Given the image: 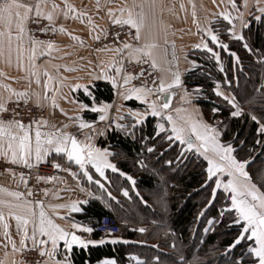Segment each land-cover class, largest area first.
<instances>
[{
    "label": "snow or ice",
    "instance_id": "6c2138e0",
    "mask_svg": "<svg viewBox=\"0 0 264 264\" xmlns=\"http://www.w3.org/2000/svg\"><path fill=\"white\" fill-rule=\"evenodd\" d=\"M108 2L110 3L111 0H108ZM49 3L50 8L48 7ZM221 3L224 4L225 10L214 14L212 20L209 21V23H217L219 27L217 29H213L212 27L201 29L203 36L200 42L192 47L206 51L216 60L217 64H220L221 52L216 49H221L222 51L228 52L233 65L240 64V56L237 52L230 49L229 43L224 42L221 36L227 34L230 40L242 42V47L247 52L253 53L254 49L248 42V38L235 27L236 20L240 21L241 29L249 28V23L245 20L243 13L239 11L236 0H221ZM256 3L259 5L260 0H256ZM229 7L232 11L237 12V15L233 16L232 11L227 10ZM244 7H248L247 0H244ZM96 8H101L99 2H97ZM158 8L161 12L164 11L161 0H133L130 6L121 7L118 10L107 7L106 12L111 25L119 26L122 30L127 26L128 39L122 41L119 45L112 47L104 45L102 48L96 50L98 52L110 51L113 55L108 63L92 79L110 81L112 87L118 90L117 94L123 100L127 101L135 98V100L146 105L143 111L129 110V115L134 119L130 130L132 134H134L136 126L140 125L149 115L159 117L160 120L167 122L169 127L166 128L165 123H161L158 120L155 124L154 132L155 139L161 141L159 145L162 149L159 153L161 159L168 151L172 150L175 142L179 143L181 151L175 156L164 160V164L168 165L169 168L172 166L173 159L179 164L184 160L187 153L191 151H195L200 157H203V161H206L205 185L211 187L212 199L207 200L205 207L200 210L199 216L202 217L207 208L213 206L217 190L222 188L225 193L229 194L230 205L222 207V210L219 212V220L209 218L207 223L209 225L222 223L227 216L229 220L227 226L229 228L233 224L240 225L238 235L232 243L226 246V251H234L244 239L254 241V246L249 243L247 247L249 256L255 258L250 264H264V191H261L257 183L253 182V178L248 170L250 165L255 162V157H251V152L256 150L255 146L260 145L261 151H264V115H257L254 111L248 113L250 119L257 125L255 133L258 138L254 137V144L246 156L243 152L248 143L247 140H239L238 144L235 143V137L232 138L231 142L223 140L222 131L218 127L220 123H223L222 121H217V124H210L202 119V115L199 113L192 115L187 112L186 108H177L174 110L171 108L173 96L175 95L174 89L183 87L181 73L173 65V62L177 60L175 45L174 43L172 45V61L168 62V67L162 68L152 57V49L156 47L155 43L140 44L141 32L145 27V22L151 18L152 22L155 23ZM181 8H183V5H181ZM21 9H23V12L20 11ZM256 11L260 14L256 15L255 19L264 22V6L257 7ZM57 12H62L65 18L71 16L73 19L89 25V32L94 41H100L109 34L108 29L100 28L99 25L93 23L87 11L77 10L68 0H64L63 8L56 4L54 0H33L32 3H22L20 0H0V25H2L0 27V59L6 57L7 62L10 64L13 53H15L17 66L21 71L27 73L25 79L31 81L34 78L37 84L40 83V74L37 70L38 57L50 55L58 49L53 40H42L33 35L28 25L30 23L39 25L46 21L47 23L38 29L41 33H65L66 29L63 26L56 27L55 15ZM193 15H195L194 12ZM221 19L226 23L221 24ZM221 29L223 30L221 31ZM132 30L135 31L133 32ZM68 34L73 41L81 45L83 44V41L79 37L71 35V33ZM113 36L114 39L118 40L120 32H114ZM165 43H168V41L165 40ZM64 54L68 55L69 53ZM255 54L257 56V65L264 69V49H261ZM185 58L187 59V56ZM132 61L140 64H148L149 76H152L154 72H160L161 75L153 79L151 86L147 84L146 77L144 83L140 86L126 87L133 80L144 76L146 71L141 67L140 72L135 75L126 73L124 71L125 63H131ZM189 63L191 69L198 67L195 60ZM111 69H114V75H109V70ZM191 69L188 70L190 71ZM66 70L74 71L75 69L66 68ZM220 70L224 71L222 66ZM44 75L47 76V79L44 81V99H50L51 106L54 108L58 107L55 96L49 98L47 95L49 84L53 81L54 77L47 72ZM157 80L159 81L158 84L156 83ZM226 82L229 85L231 84V81ZM2 87L9 92V96L7 99L0 97V114L6 115L9 112L6 105L13 98L17 102L23 100L25 105L31 99L27 90L16 91L6 84L2 85ZM82 87L84 86L77 84L73 90ZM84 91L85 94L91 95L86 87H84ZM213 91L217 97H222L230 106L231 117L238 118L244 114L236 94H225L224 91L220 90L219 85ZM256 91L260 92L259 97L249 95L245 101L250 108L257 103L264 105V84ZM198 92L199 89L193 90V94ZM188 96L189 93L185 88L181 96V102L184 104L190 103L187 99ZM36 104L40 106L38 96ZM80 107L81 109H85L88 108V105L81 104ZM109 107L111 105L105 104L98 108L93 104L91 111H99L102 113L99 116V120L104 121L107 119L106 111ZM219 110L216 107L211 109L212 113H216ZM11 111L13 115L10 118L5 119L3 116H0V161L32 170L40 165L42 161H45L50 153H55L60 157L61 161L66 162L67 167L62 168L61 163L52 159L51 163L53 168L62 171H71V166L75 165L78 167L79 173L83 178L89 183L97 184L100 188H104L100 178L105 177V169H111L113 172L120 171L109 160V156L113 155V153L107 148L101 149L96 147L92 142L91 134L81 141L77 135L63 130L69 127L68 124H64L58 128L54 124L49 125L48 120L45 118H32L26 124L22 118H18L20 114L16 108L11 109ZM172 111H175L177 115L174 116ZM119 119H125V117L121 116ZM113 123L122 132L127 128L125 124L117 123L116 121H113ZM46 127L48 130H45ZM91 127V124L83 119H79V130ZM141 139L151 138L142 137ZM165 144L167 147H165ZM157 147L154 143L152 146L147 147L146 150L148 153L153 154L156 152ZM137 162L141 163L142 168L146 167L142 162ZM89 165L91 168L88 167ZM92 169L95 170V174H98L99 178L94 179ZM7 170L13 171L11 168ZM72 174L73 176L76 175V173ZM13 175H16L14 171ZM120 175L126 176L127 180L135 186L136 181L132 176L124 172H120ZM221 176H226V180H221ZM36 179L37 182L41 180L49 182L57 180L58 177L37 175ZM213 180L214 186L208 185V182ZM19 182L23 183L27 188L28 176L24 172L19 173ZM161 182L166 184L167 180L162 176ZM261 187H264V185H261ZM0 191L7 190L0 189ZM43 191L47 195L48 190L44 189ZM8 195L14 197L16 202L12 203L7 200H0V229H2L4 247L7 248L10 245L13 252L26 250L28 248V242L30 241L31 250L38 252L40 257L46 258L43 260V264H70L67 256L62 260L57 259V250L60 246V241H63V248L68 252H71L74 245L86 248L90 244L105 243L104 239H82L74 231L82 230L91 233L93 231L91 227H83L79 223L72 222L70 229H65L59 224L54 223L53 219L46 213L42 201H35V207H33L34 202L32 200L21 199L24 196L23 192H8ZM27 195H32L31 189H28ZM123 195L127 197L129 195L128 190H123ZM109 196L112 197L111 192H109ZM112 199H115V197H112ZM87 202L85 200L82 203L86 204ZM143 202L147 206V201ZM80 203L73 201L68 204L50 205V207L67 208L71 212H81L82 208L78 206ZM5 207L8 209L7 215L15 220V227L19 236L18 245L9 232V224L4 212ZM64 218L67 219L66 216ZM30 225L31 229L29 228ZM134 230L140 233L147 231L144 227ZM110 242L112 244L132 243V241L121 238H113ZM150 247L155 248L159 247V245H151ZM172 247L175 248L176 245L173 244ZM177 257L179 264H182L185 259L184 256L177 253ZM130 258L135 259L136 264H161L159 256L154 257L151 261L141 260L136 256ZM0 264H3V262L0 261ZM36 264H41V262L37 261ZM101 264H117V260L109 258L103 260ZM173 264H178L177 260H174ZM233 264H246V262L241 258H236Z\"/></svg>",
    "mask_w": 264,
    "mask_h": 264
},
{
    "label": "trees",
    "instance_id": "16d2710c",
    "mask_svg": "<svg viewBox=\"0 0 264 264\" xmlns=\"http://www.w3.org/2000/svg\"><path fill=\"white\" fill-rule=\"evenodd\" d=\"M248 23L249 28L242 29V33L253 47V53L247 52L242 47V42L230 40L227 34L221 36L224 42L229 43L230 49L240 56V64L233 65L228 52L221 49H216L221 52L220 64H217L206 51H196L193 54L198 67L188 71L183 77L184 87L191 94L192 101L200 108L206 121L210 124L223 122L218 125L223 140L231 142L235 137L236 144L239 140H247L243 152L246 156L254 144V137H257L255 133L257 125L250 119L248 113L254 111L257 115H264V105L257 103L250 108L245 102L249 95L259 97L260 92L256 90L264 84V69L257 65L255 54L264 49V22L251 17ZM221 24L224 22L221 21ZM198 55L206 57L200 58ZM221 66L224 71L220 70ZM226 81H231V84ZM217 85L228 94H236L244 113L241 117L230 116V106L213 91ZM87 89L91 95L79 91L77 98L90 108L93 104H111L114 99V89L109 83L96 82ZM194 89H199V92L193 94ZM125 105L134 110L143 107L134 101H128ZM213 107L220 110L212 113ZM83 116L94 120L97 114L85 111ZM117 123L127 125L125 131L117 129L115 124L109 126L105 136L99 138L97 144L113 151L112 158L121 170L137 174L139 182H136V192L139 195L133 193L128 199L121 198L119 208L112 212L105 210L100 203L90 201L85 206L84 213L75 216V219L93 226L100 216L112 215L122 222L120 225L122 229L120 228L119 232L112 236H103L93 231L94 236L127 239L132 243L108 242L101 246L74 250L71 254L72 263L94 264L102 259L114 258L120 264H128L130 261L125 257L132 255L148 261L159 256L161 264H173L174 260L179 264L177 257L179 253L185 258L182 264H233L236 258H241L246 264H250L255 258L249 256L247 247L249 243L254 246L253 241L244 239L234 251H226V246L238 235L240 225L233 224L229 228L227 216L222 223L212 225L207 223L209 218L219 220L222 207L229 204L221 189L217 190L213 206L207 208L202 217L199 216L207 200L212 199L211 187L205 185L206 162L187 153L179 164L173 159L169 168L164 164V160L175 156L181 149L175 142L172 150L162 159L160 158L161 141L155 139L154 117L145 118L136 126L134 134L130 131L134 123L133 119H117ZM142 137L151 139L142 140ZM154 143L158 146L157 150L150 154L146 148ZM255 149L251 152L255 162L248 170L253 182L264 191V187H261L264 185V151H261L260 145H256ZM140 159H143L142 163L146 167L138 166L140 163L137 164V161ZM162 176L167 180L166 184L161 182ZM208 185L214 186V180L209 181ZM119 194L120 191L116 188V197L119 198ZM143 201H147V206ZM140 227L146 228L147 231L140 233L134 230ZM173 244L176 245L175 248L172 247ZM151 245H159V247H150Z\"/></svg>",
    "mask_w": 264,
    "mask_h": 264
},
{
    "label": "crops",
    "instance_id": "0c3cea01",
    "mask_svg": "<svg viewBox=\"0 0 264 264\" xmlns=\"http://www.w3.org/2000/svg\"><path fill=\"white\" fill-rule=\"evenodd\" d=\"M20 2L32 3L33 0H20ZM54 2L60 5L61 8H63L64 0H54ZM68 2L77 10L87 11L91 16L94 24L99 25L100 28L107 29L108 27L113 26L111 25L107 16V7L118 10L121 7L130 6L133 3V0H111L110 3L108 2V0H68ZM97 2H99V4L101 5L100 9L96 8ZM161 2L164 11L161 12L159 8L157 9L155 23L152 22L151 18L146 20L145 27L141 32L140 44L155 43L156 47L152 49V57L156 60L158 65H160L162 68H165L169 66L168 62L172 61V45L174 43L177 60L173 62V65L180 71L181 81L183 85V77L189 71L188 69H191V65L189 62L195 60L193 53L196 51H204L202 49H194L192 46L200 42L201 37L203 36V32L201 31V29L211 27V23H209L210 20L208 21L210 15H208L205 11L213 10L219 12L225 10V6L221 3V0H161ZM236 4L238 9L239 5L244 8V0H241V3L240 0H236ZM247 4L250 5L251 8L259 7L256 2L255 4H253L252 0H247ZM181 5H183V8H181ZM259 5L264 6V0H260ZM211 6L213 7V9ZM48 7L50 8V3ZM227 10L232 11L230 7ZM20 11L23 12V9H21ZM165 12H168V14L166 13L165 15V18L167 19L163 21ZM182 12L204 13L198 14L199 17L197 22L195 18L196 14L188 15V21H186V24L181 25L180 23H176V20L178 18L182 20L184 16L181 15ZM191 17L193 18L194 22L193 20H191ZM55 22L57 28L63 26L66 29V32L62 34H56L55 45L58 50L53 51L50 55L38 57L37 70L40 74V83L37 84L34 78L31 81L25 79L27 73L19 69V67L17 66L15 53H13L12 61L10 64L7 62L6 57L4 59H0V73H2L0 74V97L7 99L9 96V92L6 91L4 87H2V85L5 84L9 85L16 91L27 90L31 97L27 104L37 106L36 99L38 96L40 106L37 107L46 110V112L48 113L47 120L49 122V125L54 124L56 127L60 128L62 125L68 124L69 127L63 130L77 135L78 139H80L81 141H83L86 136L91 134L92 142L96 147L101 149L107 148L111 153H113L110 148L106 146L101 147L97 144L98 139L104 137L106 131L109 128V126L106 124V120H99V116L102 113H100L99 111L92 112L90 107L81 109L80 105L84 103L79 101L77 98V93L79 91L85 92L84 87L87 88L96 82H106L112 86L110 81L100 79L93 80L92 77L98 74L100 69L108 63L113 53L110 51H92L89 48V44L93 39L91 38V34L89 32L90 26L86 23H81L79 20L73 19L71 16L65 18L62 12H57V14L55 15ZM0 27H2V25H0ZM68 33L79 37L83 41V44L81 45L78 42L73 41ZM165 40H167L168 43H165ZM64 53L69 54L65 55ZM186 56L187 59L185 58ZM81 57H83V59H81ZM66 68H74L75 70L67 71ZM45 72L54 77L53 81H51L49 84L47 95L49 98L55 96L56 103L58 104V107L55 108L51 106L50 99H44V81L47 79V76L44 75ZM157 74L158 76L161 75L160 72H157ZM109 75H114V69L109 70ZM77 84L83 85L84 87L73 90L74 86ZM131 86L138 85H134L131 82V84L126 87ZM184 89V85L183 87H177L174 89V92H176V96L173 99L171 108L173 110L177 108H186L187 112L191 113L192 115H196L197 113L201 114L202 119L206 121L200 108L192 101V96L189 92V96L187 97V99L190 101V103L184 104L181 102V96L183 95ZM220 90L224 91L221 87ZM117 91V89H114V99L112 101L115 103L116 111L117 109H119V111H117V113L119 112L117 115V119H119V117H121L124 113L129 114L130 107L125 105V103L128 101H134L137 104L143 105L141 109H136L138 111H143L146 108L145 104L135 100V98L129 99L127 101L123 100L117 94ZM225 94L228 93L225 92ZM8 102L17 101H15V99L13 98ZM18 102L24 103L23 100H20ZM102 105L105 104L96 106L99 108ZM85 111L95 113L97 114V117L94 120L86 119L83 116V113ZM172 114L174 116L177 115L175 111H172ZM78 118L88 122L92 125V127L79 130ZM154 118L156 119V123L159 120L161 123H165L166 128L169 127L166 121L160 120L159 117ZM45 130H48V128L46 127ZM101 133H103V135H101ZM188 153H191L203 160V157H200L197 153H195V151H191ZM52 159H55L59 163L61 162L60 157L57 156V154L50 153L49 157L41 163H51ZM109 160L112 164L116 165L117 169H119L120 171L113 172L111 169H105V177L100 178L101 183L104 185V188H100L95 183H89L85 178L82 177V175L79 173L78 167L75 165L71 166V171H64L62 177H58L57 180L46 182L45 189L48 190V193L47 195H45V200L42 202L46 213L51 219H53L54 223L59 224L65 229H70V224L72 222H76L81 224L83 227H91L93 229V226H91L90 224H83L75 219V216L84 213V208L88 204V202L96 201L100 203L105 210L112 212L119 208V200L121 198L128 199V196L132 195L133 193H137L136 183L135 186H133L132 183L127 180L126 176L120 175V172H124L127 175L132 176L136 182H139V178L136 176L137 174H132L121 170L112 158V155L109 156ZM139 161L143 162V159H140ZM138 166L141 167V163L138 164ZM88 167L91 168L90 165ZM91 171L92 174H94V179L99 178L98 174H95L94 169H92ZM72 173H76V175L73 176ZM220 179L226 180V176H221ZM116 188L120 191L119 198L116 197ZM0 189L7 190L0 191V200H7L15 203V198L9 196L8 192L17 191L24 193V196L21 197V199L32 200L30 199V196L27 195V191L28 189H30L29 180L26 188L23 183L19 182V176L17 174L14 176L13 172H5L1 175ZM125 189L129 192V195L127 197L123 195V190ZM109 192H111L112 197H115V199H112V197L109 196ZM85 200H87L88 202L86 204L82 203ZM73 201L81 202L80 204H78V206L82 208L81 212H71L67 208L50 207V205L68 204ZM33 202V207H35V201ZM4 212L6 220L9 224V232L12 234L13 239L16 240L18 245L19 236L16 231L15 220L7 215L8 209L6 207L4 208ZM65 216L67 217V219L64 218ZM120 224H122V222H120ZM29 228L31 229V225L29 226ZM74 231H76L82 239L86 240L104 239V244L112 240L109 237H96L94 236L93 231L91 233L84 232L82 230ZM104 244H90L88 245V247H96ZM59 245L60 246L57 250V259L62 260L65 256H67L70 260V264H73L71 260V254L74 250L87 248L76 247L73 248L71 252H68L63 248V241H60ZM28 247H31L30 241L28 242ZM20 254L21 252H13L10 245L7 248L4 247L2 229H0V261H2L3 264H13V262H15V264H23L20 260ZM130 257L133 256L127 255L125 257L130 261V263L128 264H136V260L131 259ZM103 260L105 259H102L94 264H101ZM117 264L120 263L117 262Z\"/></svg>",
    "mask_w": 264,
    "mask_h": 264
},
{
    "label": "built area",
    "instance_id": "2783aa9c",
    "mask_svg": "<svg viewBox=\"0 0 264 264\" xmlns=\"http://www.w3.org/2000/svg\"><path fill=\"white\" fill-rule=\"evenodd\" d=\"M43 26L42 24H34L31 27L32 34L38 37L42 40H54L55 35L51 32L44 34L41 33L38 29ZM108 29V36L106 38H102L100 41H96L93 44V48L95 50L102 48L104 45H108L109 47H112L114 45H119L122 41L127 40V26L124 27L122 30L119 26H110ZM133 32L135 30H132ZM114 32H120V37L118 40L114 39L113 33ZM141 67H143L146 71L144 76H140L138 79H135L132 81V84L140 86L142 83H144L145 78L147 77V84L149 86L152 85V81L155 77L158 76L157 72H154L152 76L148 75L149 65L148 64H140L135 61H132L131 63L126 62L124 66V71L126 73H132L133 75L140 72ZM156 83L158 84L159 81L157 80ZM6 107L9 109V112L5 114H0V116H3L5 119L12 117L13 112L11 109L16 108V110L19 112V117L22 118L24 123H29L30 119H40L45 118L47 119L48 113L46 110L39 108L34 105L24 104L20 102H8ZM107 119L106 124L108 126H113V121L117 122L118 113L116 111L115 103H111V107L108 108L107 111ZM63 167H67V164L65 161L60 162ZM11 168L18 176L20 172H24L26 176H28V180L30 183V189L32 190V195L30 196V199L33 201H44L45 200V193L44 189L46 188V182L44 180H41L37 182V175L40 176H56V177H62L63 172L62 170L55 169L52 167V163L45 162L41 163L40 165L36 166L32 170H28L21 167H16L13 165H9L3 161H0V177L5 172H13L8 171L7 169ZM120 222L112 215H102L98 218L96 223L93 225V231L99 233L103 236H112L119 232L120 229ZM45 257H40L38 252L31 250V247H28L26 250L22 251L20 254V260L23 264H36L37 261H40L41 264L43 263V260Z\"/></svg>",
    "mask_w": 264,
    "mask_h": 264
},
{
    "label": "rangeland",
    "instance_id": "374dc122",
    "mask_svg": "<svg viewBox=\"0 0 264 264\" xmlns=\"http://www.w3.org/2000/svg\"><path fill=\"white\" fill-rule=\"evenodd\" d=\"M255 2H256V0H252V3L253 4H255ZM240 3H241V0H240ZM257 4V3H256ZM258 6H262V5H258ZM212 7V6H211ZM256 8L257 7H254V8H251V6L250 5H248V7L247 8H243L242 6H240L239 5V11L240 12H242L243 13V15H244V18H245V20L248 22V20L251 18V17H253L254 18V20H256L255 19V16L256 15H259L260 13H258L257 11H256ZM212 9H213V7H212ZM205 12H207V14L208 15H210V17L208 18V21L209 20H212V18H213V16H214V14H216V13H219L218 11H205ZM166 13L168 14V12H165L164 13V17H163V21H165L167 18H165V15H166ZM195 14H196V22L198 21V14H200V13H204V12H194ZM190 14H193V12H182L181 13V15H184L183 16V18H182V20L181 19H177L176 20V23H180L181 25H185L186 24V21H188V15H190ZM232 15L233 16H235V15H237L236 14V12L235 11H232ZM192 18V17H191ZM191 20H193V18L191 19ZM221 21H222V19H221ZM193 22H194V20H193ZM47 22L46 21H44L43 22V24H46ZM224 23H226V22H224ZM35 23H30L29 25H28V27L31 29V27L34 25ZM213 24V25H212ZM237 26V27H236ZM211 27L213 28V29H217L219 26L217 25V23H215V22H213V23H211ZM235 27H236V29L238 30V31H241V25H240V21L239 20H236L235 21ZM57 34V33H56ZM56 34H54L55 35V38H54V42L56 41ZM94 42H96V41H94V40H92L91 41V43L89 44V48L92 50V51H94L95 49L93 48V44H94ZM96 51V50H95ZM207 53V52H206ZM199 56V55H198ZM200 58H205L206 56H204V55H200L199 56ZM116 107V106H115ZM119 113V112H118ZM124 117H125V119L124 120H129V119H133L129 114H127V113H124ZM221 190L223 191V189L221 188ZM223 193H224V195L226 196V199H228L229 200V204L228 205H230V198H229V194L228 193H225L224 191H223ZM228 197V198H227ZM120 228L122 229V227L120 226ZM254 242V241H253Z\"/></svg>",
    "mask_w": 264,
    "mask_h": 264
},
{
    "label": "water",
    "instance_id": "95a60500",
    "mask_svg": "<svg viewBox=\"0 0 264 264\" xmlns=\"http://www.w3.org/2000/svg\"><path fill=\"white\" fill-rule=\"evenodd\" d=\"M175 96H176V92H175V95L173 96V99H174ZM171 107H172V105H171ZM76 247L79 248V247H81V246H75V245L73 246V248H76Z\"/></svg>",
    "mask_w": 264,
    "mask_h": 264
}]
</instances>
